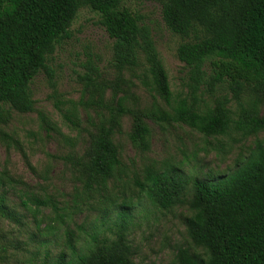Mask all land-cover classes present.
<instances>
[{
    "label": "rangeland",
    "instance_id": "rangeland-1",
    "mask_svg": "<svg viewBox=\"0 0 264 264\" xmlns=\"http://www.w3.org/2000/svg\"><path fill=\"white\" fill-rule=\"evenodd\" d=\"M123 6L150 30L172 99H187L200 114L212 111L224 92H198L191 99L176 57L183 39L167 30L160 6L142 0H123ZM112 57L113 40L99 16L82 7L68 37L48 57L47 70L31 82L32 110L0 106V264H54L60 258L81 264L104 247L125 251L130 264H174L179 249L204 256L185 222L192 214L193 182L222 179L247 161L264 132L243 137L237 122L264 118V98L231 100L225 105L228 134L205 136L165 120L172 112L150 89L143 67L118 70ZM88 59L98 67L93 86L81 78ZM118 107L127 112L119 114ZM135 117L150 130L148 151L130 140ZM100 126L111 128L123 173L87 188ZM152 169L186 180L181 203L162 209L152 202L146 193ZM33 199L54 202L60 217L50 206L37 208Z\"/></svg>",
    "mask_w": 264,
    "mask_h": 264
},
{
    "label": "trees",
    "instance_id": "trees-1",
    "mask_svg": "<svg viewBox=\"0 0 264 264\" xmlns=\"http://www.w3.org/2000/svg\"><path fill=\"white\" fill-rule=\"evenodd\" d=\"M160 6L169 32L183 42L177 59L186 71V87L192 100L198 92L213 95L223 91L212 111L200 114L185 98L172 99L169 83L151 37L141 17L123 6V0H0V106L26 113L32 110L30 85L47 70L55 46L68 37L77 12L88 7L113 40V66L118 70L143 67L150 89L167 104L172 116L205 136H225L231 119L225 105L243 95L264 98V0H142ZM81 77L94 85L98 67L88 59ZM119 114L127 111L118 107ZM164 120V118H163ZM243 137L264 132V118L237 122ZM111 128L100 126L87 167V185L105 186L123 173ZM150 130L134 119L130 140L142 151L149 150ZM146 193L153 203L168 209L181 203L187 184L177 172L149 170ZM186 219L193 245L204 256L179 249L174 264H264V140L232 174L219 180L193 182ZM36 207L54 202L33 199ZM25 205V204H24ZM122 244L120 245V247ZM81 264H130L126 252L97 248ZM54 264H74L63 258Z\"/></svg>",
    "mask_w": 264,
    "mask_h": 264
}]
</instances>
